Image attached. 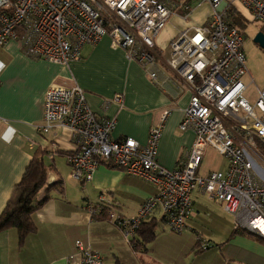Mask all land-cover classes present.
Segmentation results:
<instances>
[{
	"label": "built area",
	"instance_id": "built-area-1",
	"mask_svg": "<svg viewBox=\"0 0 264 264\" xmlns=\"http://www.w3.org/2000/svg\"><path fill=\"white\" fill-rule=\"evenodd\" d=\"M204 5L209 14L202 25L180 30L169 41L168 52L156 48V38L170 18L188 21ZM237 6L251 21L264 24V0H0V47L17 41L29 58L67 66L80 61L84 46L108 37L155 85L165 83L157 67L164 65L176 79L166 80L176 89L189 90L179 130L192 131L194 141L184 162L173 170L160 166L156 158L169 110L161 112L142 145L129 137L111 139L114 120L93 112L77 85L53 86L45 93L40 132L58 129L70 135L76 149L67 162L76 181L90 180L106 165L155 187L134 217L106 212L126 239L133 238L156 209L169 230L181 234L192 215L193 191L231 215L234 229L264 239V157L257 145L264 147V88L250 105L242 82L247 67L243 34L234 17ZM110 103L122 107V95L104 102L103 110ZM207 148L226 159L225 172L198 174ZM75 247L82 264H103L89 245L76 241ZM200 247L206 249L207 244L201 241Z\"/></svg>",
	"mask_w": 264,
	"mask_h": 264
},
{
	"label": "crops",
	"instance_id": "crops-1",
	"mask_svg": "<svg viewBox=\"0 0 264 264\" xmlns=\"http://www.w3.org/2000/svg\"><path fill=\"white\" fill-rule=\"evenodd\" d=\"M202 9L206 13L199 17ZM237 9L239 21L250 20L240 6ZM208 14L204 5L188 21L170 18L179 27L170 32L166 25V39L159 43L156 38V48L167 51L180 30L202 25ZM157 67L159 79L165 81L161 87L138 63L126 60L121 49L113 48L108 37L84 46L80 61L67 66L31 59L16 41L0 47V214L34 158L46 168V184L37 199L49 195L32 215L33 231L22 239L15 228L0 232V264H82L76 241L97 251L103 264H264L263 239L233 232L232 216L197 191L191 193L192 215L181 234L171 232L156 209L144 219L142 231L126 239L106 213L93 209L95 204L103 197L115 214L135 216L155 187L106 165H100L90 180L76 181L67 162L76 149L70 135L58 129L40 132L45 93L53 86L80 87L93 112L114 120L113 140L129 137L144 145L161 112L169 110L156 158L163 168L175 169L194 141L192 131L179 130L190 92L176 89L166 80L176 81L173 73L164 65ZM117 94L123 97L122 107L110 103L103 110L102 104ZM226 169L225 158L205 149L198 174ZM200 240L210 248L198 251Z\"/></svg>",
	"mask_w": 264,
	"mask_h": 264
},
{
	"label": "trees",
	"instance_id": "trees-1",
	"mask_svg": "<svg viewBox=\"0 0 264 264\" xmlns=\"http://www.w3.org/2000/svg\"><path fill=\"white\" fill-rule=\"evenodd\" d=\"M238 18L239 17L237 15L235 23L242 24V22H240ZM257 145L264 149L261 144L257 143ZM45 184L46 168L41 159L34 158L26 168L20 182L14 188L10 200L7 202L4 210L0 214V232L8 230L10 228H15L18 232L19 239H22L29 232L34 230L32 215L38 208L43 206V204L48 200L49 197V195H45L42 200L37 199L39 191L44 187ZM50 187L51 186L47 187L48 190L50 189ZM54 187H57V184L54 185ZM96 208L99 210L101 209V212L103 213H106L107 210H112L110 209V206H107L105 204V202L96 203L93 209ZM143 224L144 221L140 223L137 231L135 232V235L142 231ZM238 230L243 231V233H246L247 235H252L242 229H233V232H238ZM205 243L207 244V248L201 249L199 243L198 251H205L210 248L209 244L207 242Z\"/></svg>",
	"mask_w": 264,
	"mask_h": 264
},
{
	"label": "rangeland",
	"instance_id": "rangeland-1",
	"mask_svg": "<svg viewBox=\"0 0 264 264\" xmlns=\"http://www.w3.org/2000/svg\"><path fill=\"white\" fill-rule=\"evenodd\" d=\"M205 13L206 10L202 9L201 12L198 14V16L201 17ZM234 17L236 19L237 15H235ZM240 21L242 22V24H236V27L243 34V39H244L243 51L246 57V67H247V74L242 79V82L247 86V90L244 95L249 100L250 105H253L256 99L257 90L259 89L261 90L264 88V50L260 49L256 44H254L252 39L258 32H262L264 34V24H259L251 20H247L244 17L240 18ZM178 27L172 23V20H170L167 24L166 30L172 32L173 29H178ZM160 34L158 35L159 37H157L158 38L157 41L159 43L165 41L168 32L165 33L161 32ZM166 50L168 52V48H166ZM250 82L251 85L249 84ZM258 154L264 157V149H262L259 146H258ZM254 166L256 171L259 172L262 171V169L260 168V164L258 163L257 160L254 161ZM70 176H72V174ZM204 198L207 199L206 197ZM207 200L212 203L211 205L213 207H219L221 209V206L215 203L214 201H211L210 199ZM133 216L134 214L126 217L131 218ZM161 218H162V212H161ZM233 229L234 228L232 224V231Z\"/></svg>",
	"mask_w": 264,
	"mask_h": 264
},
{
	"label": "water",
	"instance_id": "water-1",
	"mask_svg": "<svg viewBox=\"0 0 264 264\" xmlns=\"http://www.w3.org/2000/svg\"><path fill=\"white\" fill-rule=\"evenodd\" d=\"M252 40L260 49L264 50V34L262 32H258Z\"/></svg>",
	"mask_w": 264,
	"mask_h": 264
}]
</instances>
